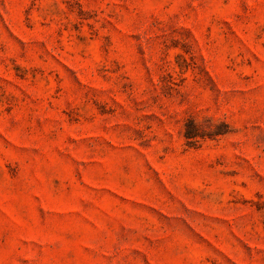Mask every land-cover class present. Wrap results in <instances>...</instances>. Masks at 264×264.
Here are the masks:
<instances>
[{
    "label": "rangeland",
    "instance_id": "rangeland-1",
    "mask_svg": "<svg viewBox=\"0 0 264 264\" xmlns=\"http://www.w3.org/2000/svg\"><path fill=\"white\" fill-rule=\"evenodd\" d=\"M0 264H264V0H0Z\"/></svg>",
    "mask_w": 264,
    "mask_h": 264
}]
</instances>
